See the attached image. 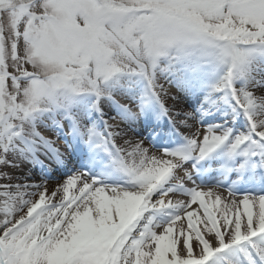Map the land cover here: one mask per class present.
I'll return each mask as SVG.
<instances>
[{
  "label": "snow or ice",
  "instance_id": "1",
  "mask_svg": "<svg viewBox=\"0 0 264 264\" xmlns=\"http://www.w3.org/2000/svg\"><path fill=\"white\" fill-rule=\"evenodd\" d=\"M0 181V264H264V0H0Z\"/></svg>",
  "mask_w": 264,
  "mask_h": 264
},
{
  "label": "rangeland",
  "instance_id": "2",
  "mask_svg": "<svg viewBox=\"0 0 264 264\" xmlns=\"http://www.w3.org/2000/svg\"><path fill=\"white\" fill-rule=\"evenodd\" d=\"M30 68V66H29ZM198 101L195 96H187L185 97V107L194 106ZM113 114H115V109H113ZM227 117L223 115L220 111H211L209 113L202 114V123H216L218 120L226 119ZM145 119L144 116H141L137 123H141ZM154 119V118H153ZM159 124L162 129L167 130L169 125L166 120L159 121ZM97 126L102 127V122L97 119ZM187 131V128L183 129ZM140 135L147 136V131L144 127L139 129ZM63 138V137H61ZM158 147H166V146H176L182 143V138L175 136L174 133L167 132V134L163 137H158ZM71 140V138H69ZM78 142V141H77ZM84 148L83 145H81ZM63 150V149H62ZM85 155L81 157L80 155H73L68 164L69 170H74L75 168H87L93 175H97L103 182H124L126 183L127 177L126 175L118 170L109 160L106 153H99L98 158L90 160L87 155V149L84 148ZM29 169L31 166L29 165ZM68 170L60 171L59 169H53L49 174H45V179L49 181L52 188L55 189L58 186L57 181L59 183H63V180L67 178ZM17 175L23 176L24 172L21 171L17 173ZM2 182V181H0ZM79 183V181H77ZM55 184V185H52ZM62 194V193H61ZM78 194L75 188L70 189L69 195ZM55 200V198H54Z\"/></svg>",
  "mask_w": 264,
  "mask_h": 264
},
{
  "label": "bare ground",
  "instance_id": "3",
  "mask_svg": "<svg viewBox=\"0 0 264 264\" xmlns=\"http://www.w3.org/2000/svg\"><path fill=\"white\" fill-rule=\"evenodd\" d=\"M164 159H170V157H164ZM124 184H126V183H122L121 185H124ZM52 185H55V184H52ZM237 186H238V185H237ZM190 187H192V185H191ZM224 187H225V186H224ZM204 193H205V192H204ZM109 194H110V193H109ZM205 194H206V193H205ZM172 195H173V192H171V193H167V194L165 195V197H164V201H165V203H166L169 199L172 200L173 202H175V201L177 200V198L172 199ZM187 199H189V197L187 196V194H186L185 192L182 193V198H181L180 200H187ZM205 199H206V201H207L209 211H215V212H217V213L219 212L220 209H222V208L225 206V204H228V203H230V202L232 201V200H230V199H220L221 202H220V204L217 205V204L215 203L216 198H215L213 195H210V194H206ZM193 209H195L196 212H197V216L193 218L194 222H198V220H202V219H204V210H203V208L200 207L198 201H197L196 203L192 204V205L189 207L188 210H189V211H192ZM254 211H258V205H257V207L254 209ZM180 215H181V217H182V221H183V224H184L185 228H187V223H188L187 218L183 216V213H181ZM217 218L219 219V216H217ZM180 223H181L180 221H177V222H176V225L174 226V232H178ZM199 226L202 227V224H200Z\"/></svg>",
  "mask_w": 264,
  "mask_h": 264
}]
</instances>
